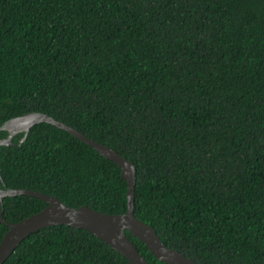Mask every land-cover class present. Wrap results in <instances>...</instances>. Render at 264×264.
Returning a JSON list of instances; mask_svg holds the SVG:
<instances>
[{
	"label": "trees",
	"instance_id": "obj_1",
	"mask_svg": "<svg viewBox=\"0 0 264 264\" xmlns=\"http://www.w3.org/2000/svg\"><path fill=\"white\" fill-rule=\"evenodd\" d=\"M32 111L132 160L135 213L166 245L199 264H264V0H0V126ZM23 136L0 147L2 188L127 211L116 162L51 123ZM46 205L6 196L0 211L18 222ZM3 264L133 263L58 224Z\"/></svg>",
	"mask_w": 264,
	"mask_h": 264
},
{
	"label": "water",
	"instance_id": "obj_2",
	"mask_svg": "<svg viewBox=\"0 0 264 264\" xmlns=\"http://www.w3.org/2000/svg\"><path fill=\"white\" fill-rule=\"evenodd\" d=\"M51 123L59 128L65 129L74 136L95 148L104 157L113 160L122 169V176L127 180L128 209L124 213H107L91 208L88 205L79 207L64 203L59 197L44 193L42 191L27 188H5L0 187V203L3 198L27 194L42 199L47 205L38 212L23 218L18 222H11L3 218V207L0 211V221L8 225L9 229L4 234L0 243V264L14 252L16 247L30 234L40 229L66 224L73 227L83 228L111 245L113 248L126 256L133 264H152L140 252L137 245L131 240L126 230L146 243L151 252L160 260L170 264H199L194 259L176 248L166 245L156 229L141 220L135 213V187L137 183L136 164L121 154L118 150L94 138L86 135L76 127L63 122L52 115L42 111H32L5 121L0 130L8 132V136L0 138L2 145L13 144V137L24 132L21 141L25 140L30 129L40 123Z\"/></svg>",
	"mask_w": 264,
	"mask_h": 264
},
{
	"label": "flooded vegetation",
	"instance_id": "obj_3",
	"mask_svg": "<svg viewBox=\"0 0 264 264\" xmlns=\"http://www.w3.org/2000/svg\"><path fill=\"white\" fill-rule=\"evenodd\" d=\"M1 187V186H0Z\"/></svg>",
	"mask_w": 264,
	"mask_h": 264
}]
</instances>
